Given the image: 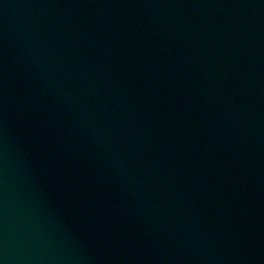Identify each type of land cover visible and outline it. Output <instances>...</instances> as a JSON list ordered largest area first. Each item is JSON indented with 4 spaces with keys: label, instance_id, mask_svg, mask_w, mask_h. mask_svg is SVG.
Instances as JSON below:
<instances>
[{
    "label": "water",
    "instance_id": "95a60500",
    "mask_svg": "<svg viewBox=\"0 0 264 264\" xmlns=\"http://www.w3.org/2000/svg\"><path fill=\"white\" fill-rule=\"evenodd\" d=\"M0 264H264V0H0Z\"/></svg>",
    "mask_w": 264,
    "mask_h": 264
}]
</instances>
